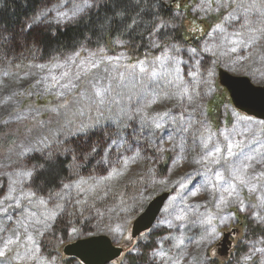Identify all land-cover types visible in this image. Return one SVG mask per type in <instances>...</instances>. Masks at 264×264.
<instances>
[{"label":"rangeland","instance_id":"374dc122","mask_svg":"<svg viewBox=\"0 0 264 264\" xmlns=\"http://www.w3.org/2000/svg\"><path fill=\"white\" fill-rule=\"evenodd\" d=\"M93 3L52 1L30 22L65 25L87 13ZM187 3L188 13L202 27L189 44L163 42L153 35L150 49L138 59L116 45L82 47L47 60L22 53L0 62V141L5 138L0 147V249L5 253L0 264H82L64 254L63 259L49 255L44 249L52 244L49 237L61 217L66 219V236L58 232L57 244L81 238L85 229H91L92 234L107 235L122 247L121 255L106 264H213L208 251L214 248L216 254L222 248L223 232L227 231L232 232L227 256L231 254L234 261L213 255L217 264L227 260L264 264V237H246L241 226L245 217L249 226L264 227L257 219L264 216V176L260 175L264 173V121L237 110L218 81L222 69L246 76L253 84H264V0ZM175 17L177 25L174 20H162L156 31L177 28L182 13L175 11ZM206 46L212 50L203 51ZM233 46L237 47L235 53L230 51ZM189 72H196L195 78ZM181 80L195 89L190 91L191 101L177 94ZM97 88L100 95H96ZM222 93L228 101L214 109L210 104ZM153 99H157L155 104ZM153 121L163 127L156 129ZM209 135L221 147L216 157H206L213 142L205 148L202 141ZM225 136L239 145L231 157L226 155ZM74 138L85 144L81 149L84 168L79 167L73 151L70 178L54 191H33L29 181L37 167L30 158L62 157L67 152L64 144ZM159 148L165 151L161 153ZM245 156L253 157L246 161L249 186L234 181L242 205L235 202L236 197H227L228 203L218 206L221 193L216 187L226 184L216 181L214 173L220 171L228 179V170ZM212 159L218 162L211 163ZM192 191H197L196 197ZM162 192L168 196L155 223L145 236L132 239L133 218ZM57 204L62 206L59 210ZM51 211L57 212L49 222L51 227H29L25 233L21 224L27 227L34 222L31 213L43 218L42 213ZM181 216L183 219H177ZM221 217L226 223H221ZM208 220L211 226L201 223ZM210 227L220 235L207 244L201 237ZM28 235L33 237L31 241ZM9 240L13 243L5 247ZM33 246L35 258L29 259Z\"/></svg>","mask_w":264,"mask_h":264},{"label":"trees","instance_id":"16d2710c","mask_svg":"<svg viewBox=\"0 0 264 264\" xmlns=\"http://www.w3.org/2000/svg\"><path fill=\"white\" fill-rule=\"evenodd\" d=\"M52 1L56 0H0L1 63L6 58H10L11 61L22 53H33L40 60H47L61 53L74 52L82 47L107 49L116 45L131 58L138 59L150 49L149 41L153 35L163 42L183 41L189 44L199 36L196 33L202 30L198 19L188 13L187 0H93L94 3L87 13L65 25L47 26L45 23L32 25L30 21L33 17ZM175 11L182 13L177 28L172 31L159 28L156 31L157 26L162 24V20H174L172 23L177 25ZM220 91L223 89L220 88ZM213 99L210 105L214 109L228 101L225 93ZM4 140L0 141V147L3 146ZM81 140L74 138L68 145L64 144L67 152L62 157L54 156L51 159H45L40 155L32 156L29 161L37 168L30 178V188L38 194H44L54 191L69 179L71 163L69 155H72L73 151L76 160L79 161V167L84 168L82 155L85 156V153L81 149L85 144H81ZM162 170L163 168H159V172ZM65 220V217H61L59 222H56V228L53 230L55 232L49 237L52 240L49 242L52 244L48 245V250L44 247L49 255H56L62 259L65 256L63 257L61 249L66 241L63 240L57 244L55 236L60 231L65 234L66 230L63 229ZM241 226L244 227L246 237H264V227L251 224L249 226L245 217L241 220ZM92 231L85 229L84 236L81 238L94 235ZM148 231L139 236H145ZM227 258L234 261L231 254ZM230 260L225 262L232 264ZM214 263L217 264V260Z\"/></svg>","mask_w":264,"mask_h":264},{"label":"water","instance_id":"95a60500","mask_svg":"<svg viewBox=\"0 0 264 264\" xmlns=\"http://www.w3.org/2000/svg\"><path fill=\"white\" fill-rule=\"evenodd\" d=\"M218 81L228 91L232 104L237 110L249 117L264 121V84H253L246 76L232 75L222 69L218 71ZM167 196V192L156 194L133 218L130 224L132 239L152 227ZM231 234L230 231L223 233L221 254L227 252ZM62 252L82 264H106L121 255L122 247L115 245L109 236L97 234L64 244Z\"/></svg>","mask_w":264,"mask_h":264},{"label":"snow or ice","instance_id":"6c2138e0","mask_svg":"<svg viewBox=\"0 0 264 264\" xmlns=\"http://www.w3.org/2000/svg\"><path fill=\"white\" fill-rule=\"evenodd\" d=\"M37 19H38V17H37ZM232 19H235V17H232ZM217 27L220 29L221 33H224V29L220 25H217ZM224 35L227 36L226 33H224ZM248 42L251 43L252 39L250 38ZM222 43H224L223 40H222ZM213 47H215V46H213ZM211 50H212V48L207 47V46L203 49V51H205V52H208ZM190 51L195 52L196 49H191ZM230 51L235 53L237 51V47L236 46L231 47ZM166 58L170 59L174 62L176 60L175 57H166ZM157 60H160V58L157 57ZM141 63H143V62H141ZM144 70L145 69L143 67H141L140 71L143 72ZM188 75L195 78L196 72H189ZM56 86H59V85H56ZM93 87L95 88L96 85H93ZM190 91L194 92L195 91L194 87L190 88L189 85L185 84V82L181 80L180 84L177 86V94L184 96L189 101H191L192 96L190 95ZM57 95L62 96L63 92H57ZM96 95H100L99 88H97V90H96ZM157 99H160V98H157ZM157 99H153L151 101V103L155 104L157 102ZM165 115H167V113H165ZM173 122L175 123L176 121L173 120ZM181 122H183L182 118H181ZM153 125L156 129H160L163 127L162 123L156 122V121H153ZM190 126L191 125L189 124L188 127H190ZM186 130H187V128L183 129V131H186ZM205 131H207V130H205ZM245 131H246V129H245ZM224 140L228 141L226 144V149H227L226 155L228 157H231L234 155V148L239 147V145L232 143L229 140V137H227V136L224 137ZM210 141L213 142V149H212V151L206 153V157H216L218 154L221 153V147L219 146L218 142L213 141L212 135H209L207 137V139L203 140L202 144L206 148ZM157 150L161 153L163 151H165V149H163V148H159ZM181 150H183V149H181ZM221 158H223V157H221ZM251 160H253L252 156H245L243 161H240L238 164H235L233 167H231L228 170V172H229V178L228 179H226L225 176L220 171H216L214 173V177H215L216 181H224L226 184V186H217L216 187V191L221 193L219 200L217 201L218 206L226 205L228 203L227 197H236L235 202H239L242 205L243 202L239 201V193L237 192V186L234 183V181H238L239 184L244 185L246 187L249 186L245 177L247 176L246 170L250 167V165L248 163H246V161H251ZM210 162L211 163H217L218 161L216 159H212ZM209 171H211V170L209 169ZM24 175H27V173H25ZM260 175L264 176V173H261ZM252 179H255V177H253ZM65 187H68V185H65ZM181 187H183V185H181ZM251 190H255V189L252 188ZM225 193L227 194V196L224 195ZM191 195L193 197H196L197 191H192ZM9 198H11V197H9ZM39 204L43 205L44 201L43 200L39 201ZM61 207L62 206L59 204L56 205L57 210H59ZM2 210L6 211V209H2ZM241 210H243V208H241ZM30 215L34 218V222L27 227H25L23 224H21V226L24 227V231L26 234L28 233L29 227L37 228V226H39L40 228H43V229H47V228L51 227L52 225L49 222L56 218L57 212L51 211L50 213H48V212L42 213L43 218H36L35 213H31ZM177 219H183V217L182 216L177 217ZM257 219L260 220L261 222H264V216H257ZM201 223H207L211 226L212 222H211V220H208V221H201ZM221 223H226V221L224 220L223 217H221ZM74 231H75V229H74ZM219 235L220 234L216 231L215 227H210V230L205 229V233L201 237V240L206 242L207 244H211L212 241L219 238ZM28 239L31 241L33 239V237L31 235H28ZM12 243H13L12 240L7 241V244L5 245V247H7V245L12 244ZM182 243H183V240H180L179 244H182ZM35 251H36L35 247L34 246L31 247V250L29 252V256L27 258H29V259L35 258ZM4 254L5 253H4L3 249H0V257L4 256ZM161 255H163V253H161Z\"/></svg>","mask_w":264,"mask_h":264},{"label":"bare ground","instance_id":"6f19581e","mask_svg":"<svg viewBox=\"0 0 264 264\" xmlns=\"http://www.w3.org/2000/svg\"><path fill=\"white\" fill-rule=\"evenodd\" d=\"M258 85H259V84H258ZM213 251H214V248H211V249L208 251V255H209V256H212V257H214L213 255H215V256H217V255H219V256L222 255V256H225V257L227 256V252H226L225 254H221V252H220L221 249H216V252H217L216 254H214ZM228 256H229V254H228ZM228 256H227V257H228ZM217 257H218V256H217ZM227 257H226V258H227ZM214 258H215V257H214Z\"/></svg>","mask_w":264,"mask_h":264},{"label":"flooded vegetation","instance_id":"af4514ba","mask_svg":"<svg viewBox=\"0 0 264 264\" xmlns=\"http://www.w3.org/2000/svg\"><path fill=\"white\" fill-rule=\"evenodd\" d=\"M155 223V222H154ZM224 233V232H223ZM217 245H219V244H217ZM211 257V256H210ZM215 257V256H214ZM214 257H211L212 259H213V264H215L214 263V261L216 260V258H214Z\"/></svg>","mask_w":264,"mask_h":264}]
</instances>
